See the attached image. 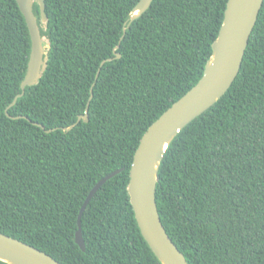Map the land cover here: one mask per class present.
I'll use <instances>...</instances> for the list:
<instances>
[{
    "label": "trees",
    "instance_id": "16d2710c",
    "mask_svg": "<svg viewBox=\"0 0 264 264\" xmlns=\"http://www.w3.org/2000/svg\"><path fill=\"white\" fill-rule=\"evenodd\" d=\"M138 1L45 0V22L34 3L44 67L8 109L27 119H13L30 36L16 1L0 0V233L61 264H161L135 220L129 168L146 129L201 78L227 0H153L123 32ZM91 86L88 121L62 130ZM119 168L82 213V251L80 207ZM158 177L160 220L188 264H264V0L237 76L174 137Z\"/></svg>",
    "mask_w": 264,
    "mask_h": 264
},
{
    "label": "water",
    "instance_id": "95a60500",
    "mask_svg": "<svg viewBox=\"0 0 264 264\" xmlns=\"http://www.w3.org/2000/svg\"><path fill=\"white\" fill-rule=\"evenodd\" d=\"M15 1L28 28L30 53L25 76L20 82V92L14 96L4 113L13 119H27L22 115L10 116L8 109L24 94L27 86L37 82L44 67L47 45L44 44L40 33L38 19L33 9L34 3L39 6L40 20L45 22L47 17L45 0ZM152 1L139 0L136 3L124 23L123 32L133 20L150 7ZM262 3L263 0H227L221 26L212 43V53L205 64L201 78L151 123L141 136L133 154L127 184L129 201L141 235L161 264H188L184 254L167 234L157 209L156 184L159 180L158 171L164 153L178 132L217 102L231 86L240 70L248 39ZM117 48L118 45L114 48V58L120 57V53L116 52ZM110 59L112 58L102 61L101 65ZM97 75L98 72L96 77ZM92 86L84 113L77 116L75 123L61 127L62 130L71 129L80 120L88 121V104L92 97ZM34 124L43 128L40 123ZM121 170V168L113 170L100 178L90 189L80 207L75 243L82 251L85 250L81 230L82 213L95 192ZM0 261L7 264H61L44 251L3 233H0Z\"/></svg>",
    "mask_w": 264,
    "mask_h": 264
}]
</instances>
